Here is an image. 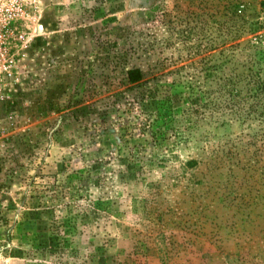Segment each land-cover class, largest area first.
I'll return each instance as SVG.
<instances>
[{"label": "rangeland", "instance_id": "374dc122", "mask_svg": "<svg viewBox=\"0 0 264 264\" xmlns=\"http://www.w3.org/2000/svg\"><path fill=\"white\" fill-rule=\"evenodd\" d=\"M0 4V264H264V0Z\"/></svg>", "mask_w": 264, "mask_h": 264}, {"label": "built area", "instance_id": "2783aa9c", "mask_svg": "<svg viewBox=\"0 0 264 264\" xmlns=\"http://www.w3.org/2000/svg\"><path fill=\"white\" fill-rule=\"evenodd\" d=\"M1 6V4H0ZM2 7H0L1 9ZM0 12V100L4 97L5 90L7 89L8 81L11 76L10 66L8 64V56L5 52V37L3 32H7L6 26L10 19H14V15L2 16ZM1 121V119H0Z\"/></svg>", "mask_w": 264, "mask_h": 264}, {"label": "trees", "instance_id": "16d2710c", "mask_svg": "<svg viewBox=\"0 0 264 264\" xmlns=\"http://www.w3.org/2000/svg\"><path fill=\"white\" fill-rule=\"evenodd\" d=\"M145 76V72L138 69V68H129L127 69L126 71V77H127V82L129 84L132 85L131 88H134V87H138V86H141L143 85L146 80L144 79L143 80V77ZM255 85H256V89H262L261 87L263 86V81L260 79V80H255ZM226 83H224V85H222V87H219V93L224 94V93H227L228 95V100L229 101H237V96L238 95H235L234 92H232V89H230V87L227 85L225 86ZM166 101H169V97L168 95H166V98H165ZM59 245H55L54 247H52V249H55V250H60L61 247L59 248L58 247Z\"/></svg>", "mask_w": 264, "mask_h": 264}]
</instances>
